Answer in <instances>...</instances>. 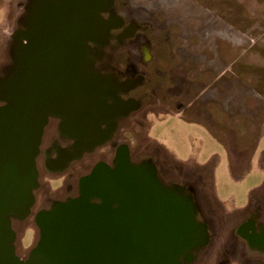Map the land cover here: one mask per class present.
I'll list each match as a JSON object with an SVG mask.
<instances>
[{
    "label": "flooded vegetation",
    "instance_id": "obj_1",
    "mask_svg": "<svg viewBox=\"0 0 264 264\" xmlns=\"http://www.w3.org/2000/svg\"><path fill=\"white\" fill-rule=\"evenodd\" d=\"M25 1L11 34L10 61L0 69V181L4 165H16L19 134L31 141L38 137L35 177L27 188L31 203L23 217L7 214L6 245L19 264L71 261L82 256L81 250H98L92 242L88 250L85 242L90 209L109 232L111 259L122 264H264L260 195L249 192L245 206L226 217L228 227L218 239L213 219L219 210L209 207L198 186V180L208 181L210 173L204 174L210 169L200 177L171 172L164 159L130 148L137 128L145 131L141 139H149V114L175 116L173 110L182 108L164 84L169 69L163 54L172 47L158 41V24L169 18L161 3L178 5L179 11L180 0H144L152 10L135 0ZM170 18L181 22V11ZM204 127L225 151L231 177L241 179L230 164L227 143ZM238 160L236 167L245 163ZM44 179L62 180V193L51 194ZM12 191L17 196L21 190ZM74 203L83 210L72 208ZM28 218L34 227L25 228L33 236L36 232V239L25 258L16 255L11 223ZM56 221L67 227L55 239ZM71 222H77L78 236L68 233ZM133 246L139 260L118 257L120 247Z\"/></svg>",
    "mask_w": 264,
    "mask_h": 264
},
{
    "label": "rangeland",
    "instance_id": "obj_2",
    "mask_svg": "<svg viewBox=\"0 0 264 264\" xmlns=\"http://www.w3.org/2000/svg\"><path fill=\"white\" fill-rule=\"evenodd\" d=\"M25 3V0H0V69L10 61L11 34L18 29ZM135 3L153 9L147 1ZM169 3H161V9L169 11L165 12L169 18L158 24L161 32L158 41L164 47H172L163 54V62L169 69L165 71L164 84L169 98L180 100L182 108L173 110L175 116L163 111L149 114L146 134L151 141L145 136L141 139L145 131L137 128L130 148L164 159L171 172H193L200 177L202 170L210 169L204 175L210 173L212 181L209 175L207 182L198 180V186L209 198V207L219 210L213 220L217 238L221 239L228 227L226 217L235 212L234 208L245 206L249 192L251 197L260 195L264 202V136L256 146L264 135V0H180L181 22L171 20L170 14H178L179 6L174 8ZM174 51L177 56L169 53ZM204 126L227 143L230 164L235 176L243 175L241 179L231 177L225 151ZM255 146L257 150L253 152ZM238 159H245V163L236 167ZM107 175L104 171V179L100 177L103 184L109 183ZM42 183L49 186L51 194L59 193L58 190L62 193V180L44 179ZM72 208L83 210L81 203L72 204ZM87 212L92 217L86 223L87 249L90 242L97 244L101 258L111 259L108 230L101 228L96 210ZM11 224L16 255L26 258L35 244L36 232L33 236L25 227L34 224L29 218L20 225ZM55 226L56 239L67 224L56 221ZM69 227L70 235H79L77 222H71ZM90 236L97 239L91 241ZM121 256L134 262L139 260L135 246L120 247L118 257Z\"/></svg>",
    "mask_w": 264,
    "mask_h": 264
},
{
    "label": "water",
    "instance_id": "obj_3",
    "mask_svg": "<svg viewBox=\"0 0 264 264\" xmlns=\"http://www.w3.org/2000/svg\"><path fill=\"white\" fill-rule=\"evenodd\" d=\"M8 134L17 136L15 132L5 131V135ZM37 138L36 136L31 141L28 135L24 137L19 134L18 140L15 143L19 146V152L16 155V165L7 163L3 167V177L2 181H0V264H19L12 250L6 245L9 236L7 214L14 213L19 217H23L31 203V195L27 188L31 185L35 177L33 160L37 152ZM16 188L18 191L21 190L20 194L17 196L10 195L13 192L12 190ZM18 203H20V207ZM98 251L95 248H90V251H86L85 253L81 250L80 255L82 256L74 260L65 261L57 258L55 261L44 264H122L119 260L101 258L100 252L98 253ZM29 264L40 263H37L36 260H31Z\"/></svg>",
    "mask_w": 264,
    "mask_h": 264
},
{
    "label": "crops",
    "instance_id": "obj_4",
    "mask_svg": "<svg viewBox=\"0 0 264 264\" xmlns=\"http://www.w3.org/2000/svg\"><path fill=\"white\" fill-rule=\"evenodd\" d=\"M251 131V130H250ZM251 133H252V131H251ZM264 135H261L260 137H259V139H258V141H257V144H256V146L258 145V143H259V141H260V139L263 137ZM215 139V138H214ZM215 141L217 142L218 140L217 139H215ZM218 143V142H217ZM219 144V143H218ZM256 146H255V150L254 151H256L257 150V148H256ZM204 168V167H203ZM211 172H212V169H211ZM215 199H216V201L217 202H219V200L217 199V197L215 196ZM240 208H242V207H237V208H234V210H237V209H240Z\"/></svg>",
    "mask_w": 264,
    "mask_h": 264
}]
</instances>
